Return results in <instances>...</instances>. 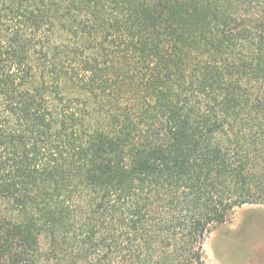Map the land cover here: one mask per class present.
<instances>
[{
  "label": "trees",
  "instance_id": "1",
  "mask_svg": "<svg viewBox=\"0 0 264 264\" xmlns=\"http://www.w3.org/2000/svg\"><path fill=\"white\" fill-rule=\"evenodd\" d=\"M264 204V0H0V264H207Z\"/></svg>",
  "mask_w": 264,
  "mask_h": 264
},
{
  "label": "rangeland",
  "instance_id": "2",
  "mask_svg": "<svg viewBox=\"0 0 264 264\" xmlns=\"http://www.w3.org/2000/svg\"><path fill=\"white\" fill-rule=\"evenodd\" d=\"M207 264H264V204L237 207L204 243Z\"/></svg>",
  "mask_w": 264,
  "mask_h": 264
}]
</instances>
